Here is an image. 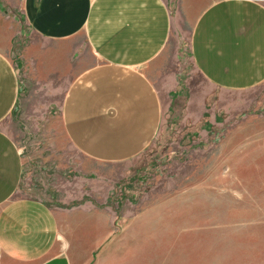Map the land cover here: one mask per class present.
<instances>
[{
  "label": "crops",
  "instance_id": "0c3cea01",
  "mask_svg": "<svg viewBox=\"0 0 264 264\" xmlns=\"http://www.w3.org/2000/svg\"><path fill=\"white\" fill-rule=\"evenodd\" d=\"M192 9L189 54L205 81L227 92L262 83L264 0H0V264H72L77 223L24 186L26 166L96 175L151 148L166 101L184 91L179 40L176 60L157 57ZM33 81L52 96L35 118L24 104ZM186 97V115L203 111L198 96ZM86 219L92 247L113 232L96 210ZM228 224L216 233L207 222L206 235L186 240L176 231L163 264H248L247 243Z\"/></svg>",
  "mask_w": 264,
  "mask_h": 264
},
{
  "label": "rangeland",
  "instance_id": "374dc122",
  "mask_svg": "<svg viewBox=\"0 0 264 264\" xmlns=\"http://www.w3.org/2000/svg\"><path fill=\"white\" fill-rule=\"evenodd\" d=\"M197 11L182 14L168 49L157 57L176 60L171 45L179 40L184 91L179 94L176 89L177 94L166 101L169 108L151 148L96 175L83 169H57L55 161L49 168L44 162L45 170L40 162L38 167L26 166L24 186L33 185L45 197L51 196L77 223L74 235L79 234L75 238L80 242L69 247L72 264H163L166 249L167 258H174L169 251L175 248L176 231L185 240L197 238L206 235L207 222L213 223L216 233L219 225L229 223L232 239L247 243L248 264H264V81L233 92L205 81L189 54L190 27ZM29 87L25 113L31 118L45 116L50 88L45 92L34 81ZM187 95L203 100L194 107L203 111L186 115ZM195 124L202 126L194 131ZM95 210L113 232L92 247L93 221L86 217Z\"/></svg>",
  "mask_w": 264,
  "mask_h": 264
}]
</instances>
